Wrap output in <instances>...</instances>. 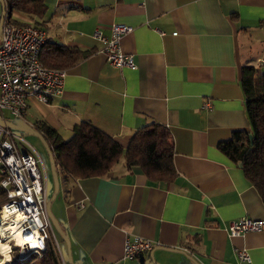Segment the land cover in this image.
Returning a JSON list of instances; mask_svg holds the SVG:
<instances>
[{
	"label": "crops",
	"instance_id": "obj_1",
	"mask_svg": "<svg viewBox=\"0 0 264 264\" xmlns=\"http://www.w3.org/2000/svg\"><path fill=\"white\" fill-rule=\"evenodd\" d=\"M44 1L43 14L14 11L12 19L45 30L43 52L56 43L85 54L63 68L60 95L29 99L24 122L69 139L87 121L124 149L136 131L159 123L170 132L176 170L170 183L152 181L123 156L104 176L58 170L51 212L72 260L56 233L62 263L156 264L153 255L162 264H240L236 250L246 248L251 262L242 264H264V230L227 231L244 216L264 220V202L242 162L219 147L235 131H251L242 70L264 74V0ZM113 23L133 28L121 46L137 68L114 67L100 51L93 33L110 35ZM46 181L49 201L55 187ZM136 237L156 246L124 257Z\"/></svg>",
	"mask_w": 264,
	"mask_h": 264
},
{
	"label": "built area",
	"instance_id": "obj_2",
	"mask_svg": "<svg viewBox=\"0 0 264 264\" xmlns=\"http://www.w3.org/2000/svg\"><path fill=\"white\" fill-rule=\"evenodd\" d=\"M7 17L8 10L0 39V119L14 121L26 118L31 97L49 103L52 97L60 95L66 71L42 63L40 53L47 41L44 29L29 22L13 25ZM110 29V35L99 29L93 33L101 42L100 51L114 67L137 68L134 55L125 53L121 46L122 37L133 28L113 23ZM46 178L43 159L34 146L15 129L0 125V188L6 195V201L0 206V242L10 246L9 259L0 246L3 264L13 263L14 250L42 256L51 242L58 251L56 231L47 208ZM12 224L16 231L11 229ZM263 230V219L247 216L231 221L227 227L231 237ZM19 233L26 239L25 244L17 239ZM155 246L150 240L136 237L126 242L124 257L139 256ZM236 255L240 264L251 262L246 248L237 249Z\"/></svg>",
	"mask_w": 264,
	"mask_h": 264
},
{
	"label": "trees",
	"instance_id": "obj_3",
	"mask_svg": "<svg viewBox=\"0 0 264 264\" xmlns=\"http://www.w3.org/2000/svg\"><path fill=\"white\" fill-rule=\"evenodd\" d=\"M6 2L7 21L13 25L20 24L12 19L14 11L41 15L46 9L44 0ZM46 44L47 41L42 47L40 58L50 68L65 69L74 65L85 54L56 43L43 52ZM242 84L251 131H235L232 139L220 143L219 147L233 160L242 162L246 177L256 187L264 202V74H259L255 67H243ZM32 129L39 131L50 146L57 171L62 170L74 177L107 175L122 156L128 168L141 170L152 181L170 183L176 176L171 135L168 128L159 123H152L136 131L126 149L87 121L75 125L73 135L68 140L43 122H37ZM16 131L24 136L28 134ZM250 134H253V139ZM5 201L6 195L2 202ZM32 261L30 264H61L57 249L52 243L48 244L40 261L36 257Z\"/></svg>",
	"mask_w": 264,
	"mask_h": 264
},
{
	"label": "water",
	"instance_id": "obj_4",
	"mask_svg": "<svg viewBox=\"0 0 264 264\" xmlns=\"http://www.w3.org/2000/svg\"><path fill=\"white\" fill-rule=\"evenodd\" d=\"M0 4L2 6V14H1V19H0V39H1L2 32H3V27H4V22H5V18H6V14H7L8 8H7L6 0H0ZM0 125L7 126V127L11 128V129L19 130V131H22V132L37 136L44 143V146H45V148L47 150V153H48V156H49V159H50L51 171H52V174H53L54 179H55V191H54L52 197L48 201V207H47L48 208V213L50 215V218L52 220V223H53V226H54V229H55L56 233H58L68 245L70 261L72 262V260H71L70 239L67 236V234H66L65 230L63 229V227L60 225L59 221L56 219V217L53 216V214L51 212V205H52L53 201L55 200V198L57 196V193H58V189H59V177H58V171H57V167H56V164H55V159H54V156H53V152H52L50 146L48 145V143L45 140V138L43 137V135L39 131H37L35 129H32L30 127L29 128L28 127H21L19 125H16L12 121L3 120V119H0ZM250 138L253 139V134H250ZM190 258L193 259L192 257H190ZM151 261L156 263V264H162V262L157 261V259L153 255H152V260Z\"/></svg>",
	"mask_w": 264,
	"mask_h": 264
},
{
	"label": "rangeland",
	"instance_id": "obj_5",
	"mask_svg": "<svg viewBox=\"0 0 264 264\" xmlns=\"http://www.w3.org/2000/svg\"><path fill=\"white\" fill-rule=\"evenodd\" d=\"M1 14H2V6L0 4V18H1ZM12 122L15 123L16 125L21 126V127H28V125L24 122L23 118L15 119ZM25 138L30 144H32L34 146V148L38 151V153L42 157L46 176L49 177V188H50V190H52L55 187V179H54V176H53L52 171H51L50 159H49L47 150L44 146V143L42 142V140L39 137L31 135V134H27ZM66 140H68V139H66ZM58 174H59V172H58ZM3 199L5 200V192L0 188V206L3 203L2 202ZM59 240H60V243L62 244L63 239L60 235H59ZM58 256L60 258L59 254H58ZM34 257H36V259H38V261H40L42 259L43 255L42 256L36 255V254L33 255L31 253L29 256H27L24 251L14 250V253H12V259H13L12 264H30L33 262L32 260ZM60 261H61V264H63L61 259H60Z\"/></svg>",
	"mask_w": 264,
	"mask_h": 264
},
{
	"label": "bare ground",
	"instance_id": "obj_6",
	"mask_svg": "<svg viewBox=\"0 0 264 264\" xmlns=\"http://www.w3.org/2000/svg\"><path fill=\"white\" fill-rule=\"evenodd\" d=\"M0 228L2 229V225L0 226ZM11 229H13V231H16V227L12 224L11 225ZM17 239H19L20 241H24V244L26 243V239L24 238V236H22L20 233L17 234ZM0 246L2 247V253H4L7 258L9 259V244L8 243H3V242H0ZM31 253H26L27 256H29ZM0 264H3V261H0Z\"/></svg>",
	"mask_w": 264,
	"mask_h": 264
},
{
	"label": "snow or ice",
	"instance_id": "obj_7",
	"mask_svg": "<svg viewBox=\"0 0 264 264\" xmlns=\"http://www.w3.org/2000/svg\"><path fill=\"white\" fill-rule=\"evenodd\" d=\"M29 239H30V237H29Z\"/></svg>",
	"mask_w": 264,
	"mask_h": 264
}]
</instances>
